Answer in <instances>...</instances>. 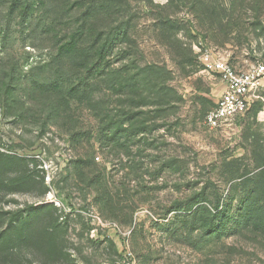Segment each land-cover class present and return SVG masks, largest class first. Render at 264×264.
Listing matches in <instances>:
<instances>
[{
	"label": "rangeland",
	"instance_id": "374dc122",
	"mask_svg": "<svg viewBox=\"0 0 264 264\" xmlns=\"http://www.w3.org/2000/svg\"><path fill=\"white\" fill-rule=\"evenodd\" d=\"M199 43L264 65V0H0V264H264V78L208 129ZM79 72L96 107L40 111Z\"/></svg>",
	"mask_w": 264,
	"mask_h": 264
},
{
	"label": "built area",
	"instance_id": "2783aa9c",
	"mask_svg": "<svg viewBox=\"0 0 264 264\" xmlns=\"http://www.w3.org/2000/svg\"><path fill=\"white\" fill-rule=\"evenodd\" d=\"M196 54L203 69L217 77L222 85L215 107L204 117V125L208 129H218L247 111L252 92L264 78V65L256 64L245 71L237 70L220 51L201 43L196 48Z\"/></svg>",
	"mask_w": 264,
	"mask_h": 264
},
{
	"label": "trees",
	"instance_id": "16d2710c",
	"mask_svg": "<svg viewBox=\"0 0 264 264\" xmlns=\"http://www.w3.org/2000/svg\"><path fill=\"white\" fill-rule=\"evenodd\" d=\"M82 25L77 30L78 33L81 32ZM71 44H68L67 48H61L60 53L55 56L54 62L57 64H67L71 62L72 60H81V58L87 57L84 55V49L82 47V44L80 42V35L75 36L74 41H70ZM67 46V43H66ZM67 57V58H65ZM65 60V61H64ZM43 62V61H42ZM67 62V63H66ZM45 63H48V60L45 61ZM50 63H53V60L51 59ZM70 65V64H69ZM68 66V65H67ZM81 78H84V84L79 85H69L67 88H65V91L61 94H59L61 97L58 99V97L52 95L51 86L46 84L42 85H36V100L40 102V111H43V108H45L49 114L51 115H58L60 113H63L66 111V109L75 110V105H81L83 103V98L81 100L77 99L75 96H91L89 99H86V106H96L94 105L96 101H94V98L92 95L95 91H93V85L95 83H89L88 82V76L86 72H79ZM97 75H99L97 73ZM107 76L111 78V73H108ZM87 78V79H86ZM108 90H112L111 87H108ZM77 100V101H76ZM43 106V107H42ZM91 109V107H89ZM73 110V111H74ZM70 113V112H69ZM107 126L112 128H118L119 130H122L126 132L127 125H129V120L131 119H122L121 121H118L117 123H114L110 115H107ZM130 118V117H129ZM184 211H189L190 207L188 205H185L183 207ZM17 220V219H16ZM11 229H16V227H13V223H11ZM21 230V228H19ZM11 245V237L8 236L7 231L0 232V253L3 251H7L9 246Z\"/></svg>",
	"mask_w": 264,
	"mask_h": 264
}]
</instances>
